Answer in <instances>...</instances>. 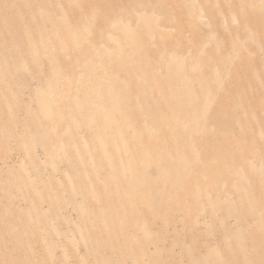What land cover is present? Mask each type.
Instances as JSON below:
<instances>
[{
	"label": "rangeland",
	"instance_id": "1",
	"mask_svg": "<svg viewBox=\"0 0 264 264\" xmlns=\"http://www.w3.org/2000/svg\"><path fill=\"white\" fill-rule=\"evenodd\" d=\"M0 264H264V0H0Z\"/></svg>",
	"mask_w": 264,
	"mask_h": 264
}]
</instances>
